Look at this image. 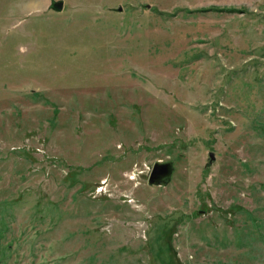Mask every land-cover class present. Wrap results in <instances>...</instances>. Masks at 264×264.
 I'll return each instance as SVG.
<instances>
[{
	"label": "rangeland",
	"instance_id": "374dc122",
	"mask_svg": "<svg viewBox=\"0 0 264 264\" xmlns=\"http://www.w3.org/2000/svg\"><path fill=\"white\" fill-rule=\"evenodd\" d=\"M52 1L0 0V264H264V0Z\"/></svg>",
	"mask_w": 264,
	"mask_h": 264
},
{
	"label": "water",
	"instance_id": "95a60500",
	"mask_svg": "<svg viewBox=\"0 0 264 264\" xmlns=\"http://www.w3.org/2000/svg\"><path fill=\"white\" fill-rule=\"evenodd\" d=\"M64 5L65 2L63 0L60 1L53 0L51 4V9L56 12H62L64 10ZM119 11L122 12V8H120ZM215 161H216V154L214 152H210L209 165H213ZM174 170H175L174 165L171 162L156 163L149 177V185L156 186V185L168 184L173 179Z\"/></svg>",
	"mask_w": 264,
	"mask_h": 264
}]
</instances>
